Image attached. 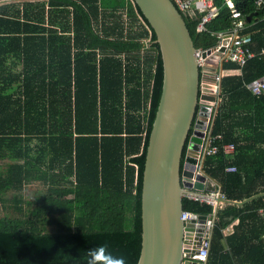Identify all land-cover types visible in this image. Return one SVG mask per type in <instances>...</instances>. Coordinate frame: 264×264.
I'll use <instances>...</instances> for the list:
<instances>
[{
    "label": "trees",
    "instance_id": "1",
    "mask_svg": "<svg viewBox=\"0 0 264 264\" xmlns=\"http://www.w3.org/2000/svg\"><path fill=\"white\" fill-rule=\"evenodd\" d=\"M124 3L0 0V161L8 164L0 168L6 210L0 264L138 263L143 172L163 65L156 34L136 3L151 31L145 64L140 39L100 28L104 10ZM215 4L218 14L202 31V14L182 13L197 49L216 46L217 33L238 20L222 0ZM235 6L247 22L244 32H257L252 48L259 52L264 4L235 0ZM223 69L240 72L222 78L213 128L221 135L214 142L219 151L206 157L204 170L226 199L242 201L264 193V92L248 87L264 78V54L243 66L225 61ZM229 142L232 157L221 149ZM230 165L237 171H227ZM31 181L44 184L34 198L7 194ZM183 203L196 214L213 212L206 202L185 196ZM261 207L264 196L218 209L207 264H264ZM236 218L234 232L225 235Z\"/></svg>",
    "mask_w": 264,
    "mask_h": 264
},
{
    "label": "water",
    "instance_id": "2",
    "mask_svg": "<svg viewBox=\"0 0 264 264\" xmlns=\"http://www.w3.org/2000/svg\"><path fill=\"white\" fill-rule=\"evenodd\" d=\"M134 2L156 34L163 65L162 93L149 136L143 172L142 248L137 264H207L184 260V251H195L200 244L206 215L201 216L196 230L194 221L186 225L181 215L185 210L183 198L186 194L209 196V192L217 188L218 183L205 171L197 175L193 184L184 178L194 175V153L202 141L198 137L203 135L202 132L194 126L203 128L204 125L195 123L196 116L198 113L208 115L207 100L215 99L214 95L203 93L210 90L204 80L213 78L205 77L203 71H211L214 75L218 68L199 64L194 39L173 0ZM229 35H225L220 47L207 49L202 56L217 62L226 50ZM200 103L204 104L201 108ZM186 145L191 151L188 149L187 152ZM219 191H222L221 185ZM263 195L258 193L242 201L219 200L243 205ZM215 214H218V208ZM194 231V236L190 235Z\"/></svg>",
    "mask_w": 264,
    "mask_h": 264
},
{
    "label": "built area",
    "instance_id": "3",
    "mask_svg": "<svg viewBox=\"0 0 264 264\" xmlns=\"http://www.w3.org/2000/svg\"><path fill=\"white\" fill-rule=\"evenodd\" d=\"M225 4H227L231 8L232 16L236 19L234 26L228 32H219L218 43L215 48L220 47L223 44V40L225 35H229V42L226 45V50L222 53V55L218 58L217 62L213 60H207L202 56V53L207 49L198 48L196 51V57L199 61V64L202 66L204 64L209 66H216L217 72L213 75L211 71L204 70L203 74L205 77L210 76L213 77L212 80H204V83H207V88L210 90L203 91L204 94L214 95V100H207L209 110L208 115L197 114L195 123H199L200 125H204L203 128L194 126V129L202 132V136H198L201 138V143L198 144V149L195 150L194 157L196 162L194 163V175L192 177H185L184 179L190 181L192 184L196 181V177L198 174H203L204 170V162L207 156L214 155L219 151V147L214 144L215 140L221 138V135H213V128L215 123V117L217 116L219 105L221 103V81L223 76L225 75V70L220 68V64H223L225 61H233L237 64L243 66L249 59L257 56H261L264 54V48H262L259 52L255 51L252 48V45L255 43V36L257 34L256 31H251L249 33H245L244 29L247 27V22L244 18L241 19V12L235 6V0H222ZM177 8L181 13H185L188 15L194 14H202L201 21L198 23L197 30L202 31L205 29L207 23H209L217 14L218 7L215 4V0H173ZM256 4L258 7H261L264 4V0H256ZM145 23V22H144ZM151 36V31H150ZM151 37L148 40L150 42ZM212 47V48H214ZM210 49V48H209ZM248 87L254 94H261L264 92V78H258L249 83ZM203 103H200V108L203 106ZM199 108V110H200ZM191 136H193L191 134ZM190 144H193L192 141H189ZM191 151L190 146L187 147V152ZM222 151L227 155L232 157L235 152V144L234 143H225L221 147ZM229 172L237 171V166L230 165L226 168ZM189 189V188H188ZM188 198L199 200L202 202L209 203L213 206V212L210 215H206L205 222L203 223V231L200 238V244L196 247L195 251H184V260H192L205 263L208 261V257L210 254V249L212 245V238L214 233V228L217 222V215L215 214L216 208H220L223 203L219 199H226V196L222 191L215 190L210 193L209 196H202L195 193H188L185 195ZM259 212L264 214V207L259 209ZM202 214H196L189 210H184L182 212L181 218L187 225L188 222L194 221V229L199 228V224L201 223L200 218ZM229 228V227H228ZM227 229L226 231H228ZM195 231L190 235L194 236ZM225 233V232H224ZM189 239V238H188ZM191 241V239H189Z\"/></svg>",
    "mask_w": 264,
    "mask_h": 264
},
{
    "label": "crops",
    "instance_id": "4",
    "mask_svg": "<svg viewBox=\"0 0 264 264\" xmlns=\"http://www.w3.org/2000/svg\"><path fill=\"white\" fill-rule=\"evenodd\" d=\"M118 1H121V0H118ZM132 1L131 0H124V2H125L124 5H116V8L110 7L108 9H105L104 13L106 14V18L102 19V17H101L102 15L100 16V23H101L100 28L108 31L110 33L111 37H123L125 39H128L130 37L131 38L134 37L135 39H140V41L143 42V44H144L142 47V50L140 52V54L142 55L140 60L143 64H145V55L147 53H150V51L148 49L149 48L148 40L151 37L150 31L148 30L147 26L145 25L144 20L141 17V15L138 13V11L135 7L134 0H132ZM111 3L114 5V1H112ZM103 16H104V14H103ZM111 25H114V26H111ZM109 27H112V29H107ZM113 29H114V31H113ZM124 59H125V57H124ZM132 60L135 61L134 59H132ZM239 72H240V70H227V71H225V74H227V73H239ZM215 181L218 183L217 188H216V190H218L220 183L217 180H215ZM209 193H211V192H209ZM225 203H229V202H223L220 207H222V205ZM233 204H235V203H233ZM238 206H242V205H238ZM259 213L262 216H264L263 213H261V212H259ZM238 223H239V218L234 219L224 229L225 235L234 232L235 226ZM227 229H229V230L226 231Z\"/></svg>",
    "mask_w": 264,
    "mask_h": 264
},
{
    "label": "rangeland",
    "instance_id": "5",
    "mask_svg": "<svg viewBox=\"0 0 264 264\" xmlns=\"http://www.w3.org/2000/svg\"><path fill=\"white\" fill-rule=\"evenodd\" d=\"M16 2H19L20 0H15ZM7 161H0V168L4 169L7 167ZM44 184L41 181H31L27 183L22 190H8V195H15L17 197L23 196L24 198H34L36 194H38V190L43 189ZM3 203H1L0 200V214L6 213V210L4 209V206H2Z\"/></svg>",
    "mask_w": 264,
    "mask_h": 264
},
{
    "label": "flooded vegetation",
    "instance_id": "6",
    "mask_svg": "<svg viewBox=\"0 0 264 264\" xmlns=\"http://www.w3.org/2000/svg\"><path fill=\"white\" fill-rule=\"evenodd\" d=\"M219 190V189H218Z\"/></svg>",
    "mask_w": 264,
    "mask_h": 264
}]
</instances>
